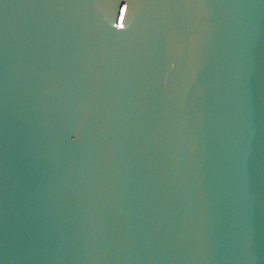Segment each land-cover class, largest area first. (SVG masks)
I'll list each match as a JSON object with an SVG mask.
<instances>
[{
    "label": "water",
    "instance_id": "obj_1",
    "mask_svg": "<svg viewBox=\"0 0 264 264\" xmlns=\"http://www.w3.org/2000/svg\"><path fill=\"white\" fill-rule=\"evenodd\" d=\"M0 264H264V0H0Z\"/></svg>",
    "mask_w": 264,
    "mask_h": 264
}]
</instances>
